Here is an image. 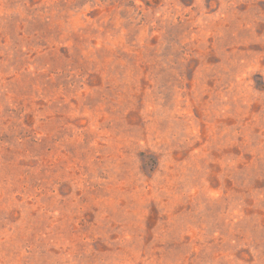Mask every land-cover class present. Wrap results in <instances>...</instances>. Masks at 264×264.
<instances>
[{
    "label": "rangeland",
    "instance_id": "1",
    "mask_svg": "<svg viewBox=\"0 0 264 264\" xmlns=\"http://www.w3.org/2000/svg\"><path fill=\"white\" fill-rule=\"evenodd\" d=\"M0 264H264V0H0Z\"/></svg>",
    "mask_w": 264,
    "mask_h": 264
}]
</instances>
